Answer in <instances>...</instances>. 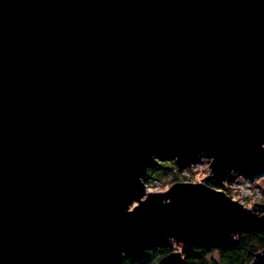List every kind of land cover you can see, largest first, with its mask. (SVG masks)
<instances>
[{
	"label": "water",
	"instance_id": "obj_1",
	"mask_svg": "<svg viewBox=\"0 0 264 264\" xmlns=\"http://www.w3.org/2000/svg\"><path fill=\"white\" fill-rule=\"evenodd\" d=\"M155 155L264 177V0H0V264L264 229L205 184L147 193Z\"/></svg>",
	"mask_w": 264,
	"mask_h": 264
},
{
	"label": "trees",
	"instance_id": "obj_2",
	"mask_svg": "<svg viewBox=\"0 0 264 264\" xmlns=\"http://www.w3.org/2000/svg\"><path fill=\"white\" fill-rule=\"evenodd\" d=\"M169 157L156 156L155 161L145 171L142 181L152 184L153 176H163L168 171L163 162ZM175 159V158H174ZM176 160V159H175ZM173 174L171 184L180 182ZM238 175H233V178ZM207 186L216 190H226L225 184L209 178ZM227 191V190H226ZM253 212H256L253 210ZM264 249V229L240 231L217 243H189L182 250L183 264H250L257 253ZM171 241L163 240L140 245L134 251L125 252L119 264H157L165 255L175 252Z\"/></svg>",
	"mask_w": 264,
	"mask_h": 264
},
{
	"label": "rangeland",
	"instance_id": "obj_3",
	"mask_svg": "<svg viewBox=\"0 0 264 264\" xmlns=\"http://www.w3.org/2000/svg\"><path fill=\"white\" fill-rule=\"evenodd\" d=\"M155 155L154 157H156ZM211 160L207 157H201L195 165H187L185 163H178L174 158L163 162V166L168 170L163 176L154 175L152 184L146 185L147 193H165L173 184L170 180L173 174H177L180 182L176 183H193L205 184L207 180L212 178L209 165ZM233 175H238L233 178ZM215 181V180H214ZM144 183V182H143ZM145 184V183H144ZM222 184H225L226 190H220L226 193L231 199L242 204L249 210H255L257 214H261L259 208L255 204H264V177L257 180H250L241 174H232L231 178ZM212 188V187H211ZM137 204H133L129 209L131 210ZM172 245L176 248L175 252L181 253L187 244L177 243L170 240Z\"/></svg>",
	"mask_w": 264,
	"mask_h": 264
}]
</instances>
